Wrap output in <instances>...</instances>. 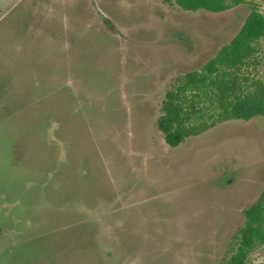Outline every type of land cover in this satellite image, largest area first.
<instances>
[{"label":"rangeland","instance_id":"obj_1","mask_svg":"<svg viewBox=\"0 0 264 264\" xmlns=\"http://www.w3.org/2000/svg\"><path fill=\"white\" fill-rule=\"evenodd\" d=\"M253 8L264 15V0L221 13L162 0H0V264L231 256L264 191V119L222 122L176 148L158 121L167 93ZM240 76L264 82V38ZM248 264H264V245Z\"/></svg>","mask_w":264,"mask_h":264},{"label":"trees","instance_id":"obj_2","mask_svg":"<svg viewBox=\"0 0 264 264\" xmlns=\"http://www.w3.org/2000/svg\"><path fill=\"white\" fill-rule=\"evenodd\" d=\"M187 12L221 13L248 0H162ZM109 21V20H108ZM264 38V15L253 8L229 45L200 71L185 74L166 95L158 127L166 143L176 148L217 124L232 120L264 119V82L242 78ZM245 224L236 236L232 254L223 264H248L250 253L264 245V191L245 212Z\"/></svg>","mask_w":264,"mask_h":264},{"label":"flooded vegetation","instance_id":"obj_3","mask_svg":"<svg viewBox=\"0 0 264 264\" xmlns=\"http://www.w3.org/2000/svg\"><path fill=\"white\" fill-rule=\"evenodd\" d=\"M100 20L101 21H104V22H109L108 19L107 18H104V17L102 19H100ZM173 38H174V36H173Z\"/></svg>","mask_w":264,"mask_h":264},{"label":"water","instance_id":"obj_4","mask_svg":"<svg viewBox=\"0 0 264 264\" xmlns=\"http://www.w3.org/2000/svg\"><path fill=\"white\" fill-rule=\"evenodd\" d=\"M93 6H94V4H93ZM94 8H97V5H96V4H95ZM100 18L102 19V18H103V16H102V15H100Z\"/></svg>","mask_w":264,"mask_h":264}]
</instances>
